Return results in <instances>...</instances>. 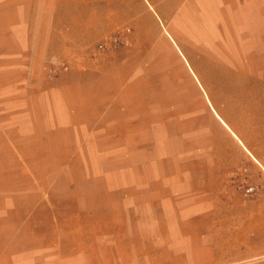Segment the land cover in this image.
<instances>
[{
	"label": "crops",
	"instance_id": "0c3cea01",
	"mask_svg": "<svg viewBox=\"0 0 264 264\" xmlns=\"http://www.w3.org/2000/svg\"><path fill=\"white\" fill-rule=\"evenodd\" d=\"M247 11L251 15L246 26H259L254 8ZM117 21L132 24L129 45L93 57L87 71L79 64L53 73L51 61L68 52L72 60L79 59V47L105 37ZM238 21L228 0H0V155L11 157L0 162V264H264V196L246 199L227 182L229 167L239 162L257 170L250 154L264 163V109L249 114L245 127L231 126L199 79L211 111L226 130L221 134L226 147L222 150L218 144L214 155L206 154L199 163H170L175 158L171 152L155 156L150 166L140 159L135 166L150 170L151 179L114 183L112 188L123 195L104 198L120 209L130 202L136 210H151L153 258H84L74 247L64 255L63 245L49 243L43 234L41 209L49 201L40 195L43 181L32 180V173L50 165L54 156H70L78 166L81 145L86 149L83 140L98 156L123 153L124 145L115 147L113 140H143V130L136 128L130 135L121 130L127 117L138 124L131 119L136 117L133 110L128 111L133 106L121 99L123 71L137 74L136 61L144 58L145 50L159 52L153 46L161 42L175 57L184 54L197 79L191 63L193 41L206 50L213 43L208 29L225 27L232 35L218 37L239 44L233 30ZM33 156L40 157L39 163L32 162ZM33 190H39V197ZM194 220L203 221L199 228L185 226ZM132 242L131 248L138 249ZM101 248L112 249L110 244Z\"/></svg>",
	"mask_w": 264,
	"mask_h": 264
},
{
	"label": "rangeland",
	"instance_id": "374dc122",
	"mask_svg": "<svg viewBox=\"0 0 264 264\" xmlns=\"http://www.w3.org/2000/svg\"><path fill=\"white\" fill-rule=\"evenodd\" d=\"M228 1L239 16V25L233 28L239 35V44L227 43L228 39L224 37L232 35V29L225 27L208 29L211 31L213 43H209L206 50L193 41L192 51L195 59L191 63L197 73V79L188 70L186 65L189 61L185 59L184 54V57L181 55L183 59L175 57L161 42L153 46L160 48L159 52L145 50L144 58L136 61L137 74H131V70L130 73L128 70L123 71L120 79L126 87L121 92V99L126 101L127 105L133 106L132 109L128 108V111L133 110L132 114L136 117L131 119L134 122L137 120L138 124L129 123L127 117L126 123L121 124V130L127 132L126 135L134 133L136 128L138 132L143 130V140H113L115 147H120V142L124 145L123 153L100 156L97 151H88V140H83L81 144L86 149L81 145L78 166H75V161L72 164L70 156L60 157V160H56L54 156L50 165H44L43 170L32 173V180L43 181L40 195L42 199L49 201L41 209L43 234L47 235L49 243L62 244L61 252L64 255L71 253L74 247L81 250L84 258L102 259L105 255L117 259L153 258L156 253L152 252V238L148 235L155 226L154 221L149 219V216H152L151 210H146L143 206L136 210L130 206V202L122 205L121 209L115 207L114 202L111 205L106 204L105 196L117 198L123 195L122 190L114 189L112 185L140 179L150 180V170L147 171L144 167V171H139L135 166V162L140 159L145 166H150L155 156L160 155L158 158H161L166 152H171L175 158L170 163L176 161L185 164L194 160L199 163L206 154L210 157L211 151L215 150L218 144L222 150L226 147L227 142L221 135L223 131L226 133V130L211 111L204 89L212 104L225 115L231 126L234 123L237 127H245L249 114H262L264 0ZM252 8L255 24L259 25L257 27L246 26L250 14L247 9ZM112 26L105 37L99 35L81 45L79 59L72 60L73 53L68 52L65 58L51 61L53 73L58 75L69 66L79 64L83 71H87L88 61H92L93 57L115 50L121 45H129L130 36L133 34L132 24L117 21L113 22ZM127 26L131 28L127 42L114 48H99V43L108 35L118 33ZM219 34L224 37H218ZM39 70V74H43V61ZM30 75L29 66L27 79ZM218 116L226 124L225 120ZM10 159L11 157L0 155V162ZM66 159L69 161L55 167ZM39 160L38 156L32 157L33 163H39ZM240 164L242 163L239 162L235 166ZM235 166L229 167L228 184L230 172ZM119 167L122 170H118ZM53 168L55 169L51 170ZM109 168L112 170H105ZM38 191L33 190L32 195L39 197ZM202 222L194 220L185 226L199 228ZM162 226L161 224L160 227ZM132 240L137 242L138 249L131 248ZM104 244L111 245L110 252L101 248ZM88 246L95 247L96 251H82ZM47 255V258H53L51 253Z\"/></svg>",
	"mask_w": 264,
	"mask_h": 264
},
{
	"label": "built area",
	"instance_id": "2783aa9c",
	"mask_svg": "<svg viewBox=\"0 0 264 264\" xmlns=\"http://www.w3.org/2000/svg\"><path fill=\"white\" fill-rule=\"evenodd\" d=\"M131 31L129 26L124 27L121 31L115 34L108 35L99 43L100 49L114 48L120 43L128 41V34ZM252 161L256 164L257 170H253L247 163H242L235 166L229 175V184L243 195L253 198L264 196V163L253 156Z\"/></svg>",
	"mask_w": 264,
	"mask_h": 264
}]
</instances>
